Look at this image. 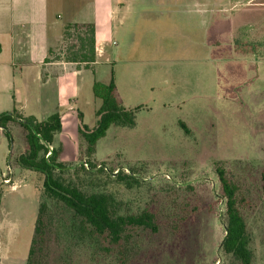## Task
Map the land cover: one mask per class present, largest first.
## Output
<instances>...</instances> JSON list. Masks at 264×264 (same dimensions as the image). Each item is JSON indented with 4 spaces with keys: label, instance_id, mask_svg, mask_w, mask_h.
Masks as SVG:
<instances>
[{
    "label": "rangeland",
    "instance_id": "rangeland-1",
    "mask_svg": "<svg viewBox=\"0 0 264 264\" xmlns=\"http://www.w3.org/2000/svg\"><path fill=\"white\" fill-rule=\"evenodd\" d=\"M85 1L65 0V5L74 11ZM165 2L172 3L170 13L157 11L158 20L169 14L183 25V13L171 11L175 0ZM177 2L179 9L190 4ZM194 10L196 38L172 37L165 26L169 20H156L158 29L135 46L133 59L104 58L91 65L75 105L84 123L95 127L101 106L93 82L108 84L113 78L118 100L136 111V125L112 126L97 143L95 163L85 155L76 127L68 137L59 135L60 159L72 168L57 175L87 192L112 196L119 215L148 209L157 216L160 232L137 230L133 240L139 251L128 264H242L222 248L227 221L219 165L237 186L252 264H264V0H201ZM70 25L64 24L53 59L65 58L78 46L79 31H86ZM28 111L40 121L59 112L33 102ZM23 130H12L13 142L0 135V264L27 262L42 204L50 235L47 264H119L117 255L93 251V242L81 236L80 220L44 194L42 173L20 167L18 158L28 150ZM88 160L105 171L76 175L74 168ZM127 175L135 180L129 183Z\"/></svg>",
    "mask_w": 264,
    "mask_h": 264
},
{
    "label": "crops",
    "instance_id": "crops-1",
    "mask_svg": "<svg viewBox=\"0 0 264 264\" xmlns=\"http://www.w3.org/2000/svg\"><path fill=\"white\" fill-rule=\"evenodd\" d=\"M175 2L176 8L171 11L183 13L181 26L169 14L160 20L156 17L158 13H170L172 3L165 0H86L74 11L66 8L65 0H0V114L15 108L21 115L40 121L35 112L28 111L30 103L38 109L50 106L62 116L60 138L74 127L79 136V119L75 114L79 110L75 105L82 94V82L89 75L87 70L104 58L109 62L113 57L133 59L135 46L140 41L147 43L158 29L156 20H169L165 26L172 37H197L193 13L201 0H190L181 9V3ZM66 23L95 26L97 61L93 66L52 58ZM10 128L23 130L18 123H11ZM1 134L4 135L2 131ZM62 145L64 149L63 141Z\"/></svg>",
    "mask_w": 264,
    "mask_h": 264
},
{
    "label": "trees",
    "instance_id": "trees-1",
    "mask_svg": "<svg viewBox=\"0 0 264 264\" xmlns=\"http://www.w3.org/2000/svg\"><path fill=\"white\" fill-rule=\"evenodd\" d=\"M69 28L76 30L86 28V31L84 33L79 31L78 46H72L64 59L67 62L82 63L86 66L94 64L97 60L95 26L93 24H72ZM93 94L95 98L101 100V106L96 111V126L88 127L84 123L83 113L78 111L79 137L85 143V155L92 162L97 143L106 136L112 126L134 127L136 125V111L126 108L117 100L116 84L113 78L108 84L95 81ZM136 109L138 110L139 107ZM11 123H18L24 129L28 144V150L18 158V164L25 170L44 175V194L69 209L73 216L80 220L81 236H88L89 241L93 242V251L97 249L106 256L117 255L119 264H128L131 255L139 251V248L134 246L138 245L134 244L133 240L135 232L137 230L149 231L152 234L160 232L159 220L150 210L145 209L138 214L119 215L116 211L117 204L112 196L105 193L87 192L74 180L66 182L59 176L72 168L60 159L63 146H56L57 137L63 129L60 112L51 114L43 121H38L32 116L25 117L15 108L11 112L0 114V128L8 140L13 142ZM181 126L186 133H189L183 123ZM92 162L88 160L74 168V173L77 175L79 171L89 174L94 171H105L102 165L97 163L94 165L95 162ZM216 173L224 193L226 207L227 223L222 248L242 264H252L251 238L245 217L238 208L237 186L227 178L225 168L217 165ZM125 179L129 183L135 180L132 175H127ZM45 208L46 205L42 204L39 209L27 264L48 263L51 250L49 230L46 229L47 224L44 221Z\"/></svg>",
    "mask_w": 264,
    "mask_h": 264
},
{
    "label": "built area",
    "instance_id": "built-area-1",
    "mask_svg": "<svg viewBox=\"0 0 264 264\" xmlns=\"http://www.w3.org/2000/svg\"><path fill=\"white\" fill-rule=\"evenodd\" d=\"M0 130H1V128H0ZM10 181H11V178L9 177V178H7V179H4V183H6V184H9L10 183Z\"/></svg>",
    "mask_w": 264,
    "mask_h": 264
}]
</instances>
